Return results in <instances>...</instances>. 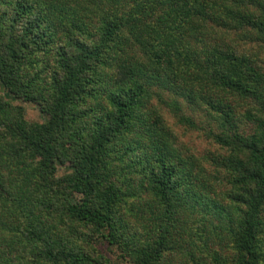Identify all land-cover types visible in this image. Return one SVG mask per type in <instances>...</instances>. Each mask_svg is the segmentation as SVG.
Returning a JSON list of instances; mask_svg holds the SVG:
<instances>
[{
	"label": "trees",
	"instance_id": "1",
	"mask_svg": "<svg viewBox=\"0 0 264 264\" xmlns=\"http://www.w3.org/2000/svg\"><path fill=\"white\" fill-rule=\"evenodd\" d=\"M236 40L264 47V0H0V85L45 117L0 97V264H111L93 239L122 264H264V70ZM163 92L224 152L181 155Z\"/></svg>",
	"mask_w": 264,
	"mask_h": 264
},
{
	"label": "rangeland",
	"instance_id": "2",
	"mask_svg": "<svg viewBox=\"0 0 264 264\" xmlns=\"http://www.w3.org/2000/svg\"><path fill=\"white\" fill-rule=\"evenodd\" d=\"M215 32V33H214ZM209 36L213 38L217 46L222 43L223 41H227L228 39L232 38L233 35L230 33H223L220 31H214ZM238 46L239 51H243L249 56L250 59L254 60L256 65L260 67V69L264 70V47L260 42H245L236 40V47ZM37 70V68H34ZM0 97H3V99L7 100L11 103L13 106H17L21 108V113L23 120L27 123H40L44 120V115L41 114L38 111V108L35 104L30 102L22 101L21 99H14L6 94V91L1 87L0 85ZM155 98V99H154ZM151 103L155 104V110L158 113H162L161 115L165 119L166 123L169 125L171 130L173 131L176 140V146L179 148L181 155H194V156H204L207 155V153H223L224 150L218 148L214 143H212L209 139L205 138L202 133L198 130H191L185 128V126L178 124L171 114L172 111H170L169 107L167 106V102L171 100L170 95H168L167 92H163L162 94L159 93L158 97H152ZM178 106L180 108L179 113H182L184 115H188L190 117H194L195 120H200L202 118L201 111L199 109H193L187 106L185 101H183L181 98L177 99ZM210 169V167H207ZM53 173L54 177H61L64 174L68 173L70 170L68 167L62 164L56 163L53 167ZM69 225L70 222L63 220V222L54 221V224L56 227L61 228L63 224ZM187 225H189V222H186ZM68 225H64L62 229L67 227ZM94 239L92 243H83V248L88 244L95 250L94 252H99L102 255H105L110 259L111 264H122L118 258L114 255L113 252H108L106 249V246L100 243H94ZM6 250L4 248L3 254H6ZM9 262H6L7 264H19L18 260L8 258ZM174 263L179 264V255H176L174 257ZM170 264V263H169Z\"/></svg>",
	"mask_w": 264,
	"mask_h": 264
}]
</instances>
